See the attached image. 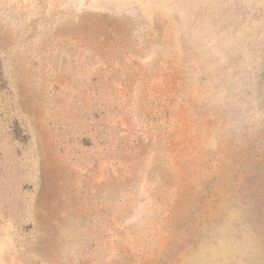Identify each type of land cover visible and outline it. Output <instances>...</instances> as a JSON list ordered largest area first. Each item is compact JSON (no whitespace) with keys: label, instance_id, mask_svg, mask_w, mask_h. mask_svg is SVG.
Segmentation results:
<instances>
[{"label":"rangeland","instance_id":"obj_1","mask_svg":"<svg viewBox=\"0 0 264 264\" xmlns=\"http://www.w3.org/2000/svg\"><path fill=\"white\" fill-rule=\"evenodd\" d=\"M0 264H264V0H0Z\"/></svg>","mask_w":264,"mask_h":264}]
</instances>
